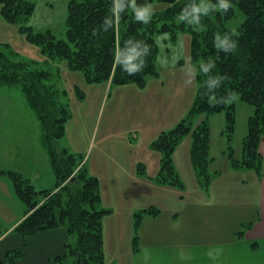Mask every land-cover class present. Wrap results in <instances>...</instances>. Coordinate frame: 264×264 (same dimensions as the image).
Instances as JSON below:
<instances>
[{
  "label": "trees",
  "instance_id": "16d2710c",
  "mask_svg": "<svg viewBox=\"0 0 264 264\" xmlns=\"http://www.w3.org/2000/svg\"><path fill=\"white\" fill-rule=\"evenodd\" d=\"M153 2H167L169 7L146 11ZM223 5H227L225 8ZM3 18L20 24L27 41L38 46L45 61L66 60L73 71H81L87 82L126 84L144 87L150 75H158L155 59L158 53L153 33L173 31L171 18L176 12L193 14V20L184 19L182 30L191 35V61L198 63L197 90L186 115L151 143V149L160 153L161 183L184 186L175 174L173 154L185 136H191V163L199 184L205 190L219 175L210 171V115L226 111L229 128H234V95L253 106L243 138L242 154L235 157L229 147L232 169L254 170L262 176L263 156L260 143L264 137V0H69L66 39H57L51 31H34L25 24L35 11L31 0H0ZM240 9L245 20L237 30L226 22ZM201 27V28H199ZM0 47V84H20L23 96L41 122L42 143L47 150L56 176V188L37 190L31 180L14 170H0L10 177L14 192L25 204L21 221L14 231L22 238L40 231L64 227L67 233L77 234L75 245L67 244V252L53 262L74 264H105L103 220L110 209L101 204L99 178L91 174L77 153L60 145L71 117L69 101L60 94L51 71L36 59L21 57L8 43ZM79 90V88H77ZM80 91V90H79ZM79 97L84 94L81 91ZM24 98V99H25ZM205 114L196 125L192 118ZM231 124V125H230ZM142 165V164H141ZM139 173L145 174L144 166ZM168 172V174H164ZM76 176L75 180H71ZM68 194L64 201L62 191ZM39 195L41 199H39ZM156 215L155 207L142 210ZM135 220L134 249L138 250L142 213ZM253 225L245 222L238 231L245 235ZM24 255V250H12L6 255L13 262Z\"/></svg>",
  "mask_w": 264,
  "mask_h": 264
},
{
  "label": "rangeland",
  "instance_id": "374dc122",
  "mask_svg": "<svg viewBox=\"0 0 264 264\" xmlns=\"http://www.w3.org/2000/svg\"><path fill=\"white\" fill-rule=\"evenodd\" d=\"M31 1L35 3V11L28 21L23 22L31 25L36 32L51 30L57 39H66L69 0ZM169 5L167 2H153L143 10L161 11ZM185 17L193 20L191 13L176 12L173 17L161 18L158 21L159 26H162L164 21L171 22L173 31L162 30V26L160 31L156 30L153 33L158 47L155 64L159 74L148 76L145 86L140 87L135 83L117 84L110 81L89 83L81 71L71 70L66 60L51 59L46 62L44 60L46 56L41 53L40 48L27 41L25 33L19 29L20 24L9 23L3 18L0 6V47L3 48L1 43L6 42L21 57L36 59L39 62L37 65L43 64V67H47L52 73V78L50 81L47 80V83H54L61 96L64 93V97L69 101L71 117L67 123L66 134L59 140L60 145L77 153L91 174H102L106 178L112 177L111 174H135L136 171L139 175L141 174L138 172L139 166H144L145 174L149 176L154 174L156 181L147 175H139L152 181L148 186L140 181L141 188L138 191L141 196L137 195V198L141 200L148 196L149 203H156L159 209L162 207L159 211L161 214L158 215L160 218L157 220L160 228L161 226L165 228L167 216L173 206L170 204L175 197L177 199L179 192L184 193L186 188L198 185L208 193V190L199 184L191 163L189 153L191 136L183 137L178 144L179 147L177 146L178 150L173 154L175 174L179 175L183 187L158 182L156 176L160 174L161 162L156 156L158 154L160 156V153L151 149L153 140L162 131L172 128L170 126L174 119L172 116H177L185 108L189 110L195 98L198 86L196 73L201 61L198 63L191 61V35L180 26ZM244 20L245 14L237 9L235 16L229 19L226 25L232 30H237ZM81 91L83 97L78 96ZM24 98L20 84H0V170L10 169L25 175L35 174L31 176L32 181L36 189L41 190L46 186H41L42 181L37 179L38 176L47 181L48 170L54 173L47 150L41 142L43 131L36 112L31 111L28 116L20 118L22 110L15 108L16 106L30 108L24 105L28 104ZM233 100L236 103L233 129L228 127L225 110L210 115L209 168L212 172L225 174L217 178L214 187H228L236 199H242V204L237 206L238 211V207L244 205L239 219L249 222L257 215L256 185L253 179L251 183L249 173H246L245 169L236 170L238 174H228L229 168L232 169L228 151L231 147L235 157L241 156L243 138L247 133V122L253 113V106L242 101L239 94L234 95ZM204 116L205 114H196L192 118L193 124L199 123ZM19 121L26 122L28 126L30 132L28 148L20 147L15 140L20 128ZM26 152L32 157L29 161L25 158ZM242 184L248 187H242ZM62 193L66 202L68 194L64 190ZM135 195L131 194L132 199H135ZM38 198L41 199V196ZM24 211L25 204L14 192L10 177L0 175V235L12 230L21 221L19 219H22ZM135 220L134 215V222ZM149 220L144 223L148 224ZM144 223L142 226V229H145L144 238H148L151 227H157L154 223L151 227L148 225L144 228L146 227ZM76 238L75 233L74 245ZM109 254L112 255V252L109 251Z\"/></svg>",
  "mask_w": 264,
  "mask_h": 264
},
{
  "label": "crops",
  "instance_id": "0c3cea01",
  "mask_svg": "<svg viewBox=\"0 0 264 264\" xmlns=\"http://www.w3.org/2000/svg\"><path fill=\"white\" fill-rule=\"evenodd\" d=\"M15 108H21L20 118L34 113L28 107ZM187 111L185 108L177 116H172L174 119L171 120L170 126L177 124ZM19 123L20 128L15 140L20 147L28 148L30 138L28 126L24 121ZM259 148L263 155L262 176L260 177L254 170L246 172L249 173L251 183L253 179L256 185L257 215L252 219L253 221L251 220L252 227L243 236L237 234L246 222L242 218L239 219L244 205L238 207L237 211V206L242 204L243 200L236 199L228 187H214L217 178L225 175L221 173L213 179L208 193L197 184L195 187L192 185V188H186L184 193L179 192L177 199L175 197L170 204L173 206L167 216L168 222L165 228L162 226L160 228L157 221L160 212L156 215L143 213L139 228L138 250H135L134 215L150 207L157 208L156 203H149L148 196L141 200L137 198V195L141 196L138 191L141 188L140 181L147 186L152 181L139 175L149 176V174L138 175L135 171V174H111L112 177L106 178L102 174H94L100 181L101 204L111 210L103 220L104 250L105 256L107 255L105 264H264V137ZM74 150L76 151L75 148ZM24 151L25 149L22 150ZM27 152L25 158L29 161L32 157ZM156 157L159 160V154ZM48 171L47 181L41 176L37 178L43 182L40 183L41 186H46L41 190L56 188V176ZM236 173L238 174L236 170L229 168L228 174ZM0 175L6 176L3 173ZM23 175L33 183L31 176L35 174ZM149 177L155 180L154 174ZM33 184L36 186L35 183ZM242 187L248 185L242 184ZM133 193L136 194L135 199L131 197ZM159 210H162V207ZM148 219L150 222L145 224ZM143 223L146 226L144 228L156 224L157 228L151 227L148 238H144ZM73 239L74 234L67 233L64 227L40 231L25 239L17 234L13 227L9 232L0 235V264H74L69 259L65 262H53L54 258L67 252V244L74 245ZM12 250H24V255L13 262H7L6 255Z\"/></svg>",
  "mask_w": 264,
  "mask_h": 264
},
{
  "label": "water",
  "instance_id": "95a60500",
  "mask_svg": "<svg viewBox=\"0 0 264 264\" xmlns=\"http://www.w3.org/2000/svg\"><path fill=\"white\" fill-rule=\"evenodd\" d=\"M76 179V176H73L72 178H71V180H75Z\"/></svg>",
  "mask_w": 264,
  "mask_h": 264
},
{
  "label": "clouds",
  "instance_id": "9594fccd",
  "mask_svg": "<svg viewBox=\"0 0 264 264\" xmlns=\"http://www.w3.org/2000/svg\"><path fill=\"white\" fill-rule=\"evenodd\" d=\"M223 7L227 8L228 6L227 5H223Z\"/></svg>",
  "mask_w": 264,
  "mask_h": 264
}]
</instances>
